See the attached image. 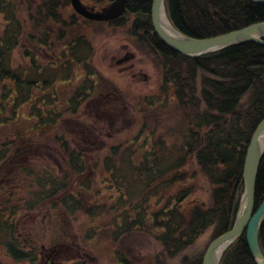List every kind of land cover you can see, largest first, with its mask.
<instances>
[{"label": "trees", "instance_id": "obj_1", "mask_svg": "<svg viewBox=\"0 0 264 264\" xmlns=\"http://www.w3.org/2000/svg\"><path fill=\"white\" fill-rule=\"evenodd\" d=\"M89 1L103 7L115 0ZM29 5V18L35 26L48 28L41 33L40 47L53 41L55 49L40 58L36 47H28L23 53L28 64L16 65L15 52L25 38L19 6L15 0H0V16L5 22L0 31V126L18 118L20 109L28 108L29 118L37 122L36 128H54L62 117L78 114L83 102L96 92L97 73L91 62L94 45L85 35L78 34L80 23L92 21L81 18L73 10L71 0H41L36 8ZM152 5L153 0H129L125 14L105 25L125 30L136 40L139 50L152 57L160 68L159 93L166 96L164 108H168L172 97L174 111L181 115L180 143L171 147L163 144L160 152H145L139 162H135L139 150L135 146L123 154L118 146L111 149L113 157L106 158L104 171L113 189L119 190L118 199L112 197L111 202L116 208H124L114 216L111 233L118 241L135 231L146 232L160 245L165 264L177 258L179 264H202L204 254H190V249L210 229L216 239L233 228L244 193L247 149L264 120V46L248 42L198 58L184 56L168 48L155 33ZM165 8L179 32L198 39L264 22V4L251 0H166ZM29 35L37 37L32 32ZM81 69L85 70L84 77H79ZM74 77L83 84L73 94L61 96V85ZM11 109L13 116L9 118L6 114ZM150 115L159 117L155 111ZM65 135L56 136L55 141L68 155L72 172L82 176L86 170L84 154L72 149ZM0 153V160L4 161L5 154ZM188 164L198 167L199 174L208 181L210 194L206 204L194 201L190 213L185 208L193 193L191 179L197 174L179 171ZM44 177L50 181L41 185L35 196L37 203L59 195L61 205L71 215L78 211L90 217L105 213L108 201L76 192L75 186H68L67 175L58 180L50 171ZM93 186L90 181L85 184L87 190ZM263 200L264 157L257 177L256 209ZM5 213L6 208L0 209V242L5 241L6 251L16 261L36 262L39 254L28 251L26 243L17 239L16 223ZM259 239L264 255V222ZM120 260L122 264H137L123 255ZM154 264H160L159 260ZM221 264H258L245 234L225 251Z\"/></svg>", "mask_w": 264, "mask_h": 264}, {"label": "rangeland", "instance_id": "obj_2", "mask_svg": "<svg viewBox=\"0 0 264 264\" xmlns=\"http://www.w3.org/2000/svg\"><path fill=\"white\" fill-rule=\"evenodd\" d=\"M15 1L25 38L16 50L14 60L16 65H27L23 53L28 47H36L37 54L43 58L47 51L53 53L55 44L50 41L47 46L40 47L41 33L48 28L36 27L35 21L29 18V4L35 7L41 0ZM82 2L96 6V10L105 7L89 0ZM110 22L79 24L78 34L85 35L94 45L91 62L97 73V88L83 102L78 114L62 117L54 128H36L37 122L29 118L28 108H22L18 118L0 126V152H4L6 158L0 160V209L6 208L5 215L16 223L17 239L26 243L28 251L35 250L39 254L36 262H18L8 254L6 243L2 241L0 264H75L82 261L86 264H122L121 255L137 264H154L156 260L160 264L166 262L160 245L146 232L135 231L118 241L113 239V218L124 208H116L111 202L112 197L118 199L119 190L113 189V184L108 181L104 163L107 157H113L111 149L115 146L120 147L121 154L135 146L139 149L135 162H139L145 152L152 149L160 152L163 144L171 147L180 143L181 115L174 111L172 97L168 108H164L166 96L159 93L162 72L152 57L141 52L136 40L125 30L105 25ZM4 26L0 16V31ZM31 32L32 36L37 35L35 39L30 37ZM78 74L84 77L85 70H79ZM78 78L61 85V96L73 94L83 84ZM154 111L159 117L150 115ZM6 115L11 118L13 109ZM60 134H67L71 148L84 154L86 170L82 176L72 172L68 155L55 141ZM115 158L119 160L117 156ZM50 171L58 180L67 175L68 186H75L76 192L79 190L86 197L108 201L105 213L90 217L78 211L71 215L61 205L59 195L37 203L35 196L40 193L41 185L49 184L50 180L44 176H49ZM179 171L197 174V178L190 177L194 182L193 193L185 208L190 213L194 201L204 204L209 201L208 181L199 174L195 164H188ZM89 181L94 183L92 190L85 187ZM213 240L214 231L210 229L189 253L205 254ZM170 263L179 264L180 261L177 258Z\"/></svg>", "mask_w": 264, "mask_h": 264}, {"label": "water", "instance_id": "obj_3", "mask_svg": "<svg viewBox=\"0 0 264 264\" xmlns=\"http://www.w3.org/2000/svg\"><path fill=\"white\" fill-rule=\"evenodd\" d=\"M128 1L115 0L101 10H96V6L85 5L82 0H71V4L74 11L87 20L110 22L125 14ZM165 1L153 0L151 20L154 31L168 48L184 56L198 58L248 42L264 46V22L213 38L198 39L186 36L170 22L166 13ZM251 1L264 4V0ZM263 136L264 120L255 130L247 149L243 171L245 188L234 226L210 243L202 264H221L225 251L243 234L246 235L247 245L253 258L258 264H264L259 239L260 229L264 222V200L256 209L257 177L264 157Z\"/></svg>", "mask_w": 264, "mask_h": 264}, {"label": "bare ground", "instance_id": "obj_4", "mask_svg": "<svg viewBox=\"0 0 264 264\" xmlns=\"http://www.w3.org/2000/svg\"><path fill=\"white\" fill-rule=\"evenodd\" d=\"M165 21V20H164ZM262 142L264 143V136L262 137Z\"/></svg>", "mask_w": 264, "mask_h": 264}, {"label": "flooded vegetation", "instance_id": "obj_5", "mask_svg": "<svg viewBox=\"0 0 264 264\" xmlns=\"http://www.w3.org/2000/svg\"><path fill=\"white\" fill-rule=\"evenodd\" d=\"M52 252H54V253H55V252H56V250H52Z\"/></svg>", "mask_w": 264, "mask_h": 264}]
</instances>
